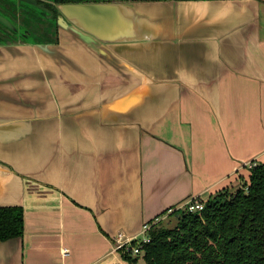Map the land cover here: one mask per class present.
Segmentation results:
<instances>
[{"label": "crops", "instance_id": "0c3cea01", "mask_svg": "<svg viewBox=\"0 0 264 264\" xmlns=\"http://www.w3.org/2000/svg\"><path fill=\"white\" fill-rule=\"evenodd\" d=\"M172 3L154 11L175 38L159 55L102 53L64 29L53 52L0 45V115L48 117L34 147L0 159L3 203L24 215L0 264H128L117 233L137 237L264 162V0ZM115 64L161 68L142 82Z\"/></svg>", "mask_w": 264, "mask_h": 264}, {"label": "trees", "instance_id": "16d2710c", "mask_svg": "<svg viewBox=\"0 0 264 264\" xmlns=\"http://www.w3.org/2000/svg\"><path fill=\"white\" fill-rule=\"evenodd\" d=\"M249 176L240 187L212 194L201 211L175 210L174 226L153 224L143 251H121L122 257L128 264H264V162L250 167ZM23 233V207H0V239Z\"/></svg>", "mask_w": 264, "mask_h": 264}, {"label": "water", "instance_id": "95a60500", "mask_svg": "<svg viewBox=\"0 0 264 264\" xmlns=\"http://www.w3.org/2000/svg\"><path fill=\"white\" fill-rule=\"evenodd\" d=\"M176 1L185 0H113L62 3L58 4L60 12L58 24L61 30H68V41L73 39L90 44L102 53L108 52L107 49H109L112 53L114 51L117 55H123V48L132 45L137 52L159 55L161 41L174 40L175 38L172 36L171 38L167 31L165 32L166 21L164 22L161 15H157L154 11L158 6L162 7V10L163 7H172L174 6L172 2ZM49 45L45 44L39 47L53 52ZM115 67L130 70L142 82H145V79L159 78V75L155 73H158L161 68L160 66H123L119 64H115ZM187 68L189 67L184 66L178 70L181 72ZM145 90L143 87L137 86L135 93L133 92L137 104L144 99ZM47 121L48 117H40L38 114L0 115V159L8 161L4 158L5 155L22 154L34 147L44 131ZM6 172H9V166L0 162V207L15 206L3 203Z\"/></svg>", "mask_w": 264, "mask_h": 264}, {"label": "flooded vegetation", "instance_id": "af4514ba", "mask_svg": "<svg viewBox=\"0 0 264 264\" xmlns=\"http://www.w3.org/2000/svg\"><path fill=\"white\" fill-rule=\"evenodd\" d=\"M99 2V1H95ZM63 0H0V45L58 44Z\"/></svg>", "mask_w": 264, "mask_h": 264}, {"label": "built area", "instance_id": "2783aa9c", "mask_svg": "<svg viewBox=\"0 0 264 264\" xmlns=\"http://www.w3.org/2000/svg\"><path fill=\"white\" fill-rule=\"evenodd\" d=\"M254 164H251V167ZM207 199H202L201 197H190L188 198L183 204L179 205L178 207H174L169 209V213L174 212L177 209L186 208L189 211H201L206 203ZM150 223H145L143 225L141 234L137 237L128 236L123 232L117 233L115 236V247L121 251H131L133 254H140L143 250V245L149 243L151 240V236L149 235V231L151 229ZM135 244H133V242Z\"/></svg>", "mask_w": 264, "mask_h": 264}, {"label": "rangeland", "instance_id": "374dc122", "mask_svg": "<svg viewBox=\"0 0 264 264\" xmlns=\"http://www.w3.org/2000/svg\"><path fill=\"white\" fill-rule=\"evenodd\" d=\"M249 178H250V176L248 175V176L246 177V179H243V180H246V182H249ZM243 182H244V181H243ZM176 223H177V218H176V216H175V215H170V217H169L168 219L163 220V221L160 223V225H162V226H167V227H172V226H174ZM122 258H123V257H122ZM123 259H124V258H123ZM124 260H125V259H124ZM139 264H145L144 260L141 259V260L139 261Z\"/></svg>", "mask_w": 264, "mask_h": 264}]
</instances>
